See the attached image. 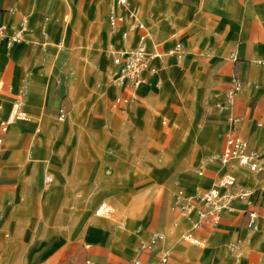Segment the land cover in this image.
Instances as JSON below:
<instances>
[{"label":"crops","instance_id":"0c3cea01","mask_svg":"<svg viewBox=\"0 0 264 264\" xmlns=\"http://www.w3.org/2000/svg\"><path fill=\"white\" fill-rule=\"evenodd\" d=\"M128 4L134 15L115 0H0V119L16 100L23 112L0 147V264H264V170L218 159L228 135L264 154V0ZM140 41L153 70L117 83L113 55ZM226 172L253 203L233 199L193 241L173 192ZM103 200L145 212L147 229L94 214Z\"/></svg>","mask_w":264,"mask_h":264},{"label":"built area","instance_id":"2783aa9c","mask_svg":"<svg viewBox=\"0 0 264 264\" xmlns=\"http://www.w3.org/2000/svg\"><path fill=\"white\" fill-rule=\"evenodd\" d=\"M118 5L126 8L127 11L134 15V9L130 8L129 0H115ZM122 16L117 14L114 9H111L108 14L110 26H115ZM138 26L142 23L138 22ZM6 32V24H0V37ZM127 31L124 30L122 35H126ZM15 38V37H14ZM180 44H176V49L179 52ZM152 54L148 52L140 41L136 46L127 50L116 52L112 61L117 65L116 80L117 83L128 81L132 87H137L141 82L145 81L146 74L153 70L151 66ZM264 63V59L261 60ZM242 87L240 80L235 79L232 85L226 90V96L229 101L232 100L236 92ZM23 116L20 109V100L13 103L12 109L6 117L0 119V147L3 144V135L11 120ZM59 118H62V111ZM222 163L228 164L234 162L235 164L244 167L250 171L264 170V154L256 149L249 148L248 141L238 135H228L222 151L218 158ZM201 173V171L199 172ZM235 183V176L226 172L221 175L213 184L208 188L199 190L188 194L183 188L178 187L174 190L171 201V208L175 209L179 215L190 216L194 215L191 228L186 232V236L193 241H198L192 234V230L197 228L201 223L215 224L219 221L221 214L226 209L232 208V201L235 198L244 200L246 204L252 205L251 191L245 188H238L231 190ZM248 213V226H254L257 218V211L250 208ZM163 237L161 232H154L147 242L141 243V248H153L156 246L159 239ZM168 250L165 249L160 255V261H166ZM91 263L88 261V264ZM127 264H140L139 258L131 259Z\"/></svg>","mask_w":264,"mask_h":264},{"label":"rangeland","instance_id":"374dc122","mask_svg":"<svg viewBox=\"0 0 264 264\" xmlns=\"http://www.w3.org/2000/svg\"><path fill=\"white\" fill-rule=\"evenodd\" d=\"M171 188H172V185H171ZM145 201L147 202L148 199L142 200V203L144 204ZM101 202H104V200ZM101 202L98 204V206L101 204ZM98 206H96V208L94 210V214H96L95 212H96ZM142 208H145V207L142 206ZM107 209L105 210L103 215H99V216H103V217H106L108 219H114L116 221H120V224L123 223L128 217H132V221H134L133 227L138 225V224H142L144 229H147V227H148V225H147V223H148L147 222V214L145 212H139L137 214L136 213L133 214L131 212L125 213V212H122V207L116 208V206L111 204V203H109V204L107 203ZM125 225H126V223H125Z\"/></svg>","mask_w":264,"mask_h":264},{"label":"bare ground","instance_id":"6f19581e","mask_svg":"<svg viewBox=\"0 0 264 264\" xmlns=\"http://www.w3.org/2000/svg\"><path fill=\"white\" fill-rule=\"evenodd\" d=\"M110 207V206H109ZM107 209V203H105V202H102L99 206H98V208H97V210H96V214L97 215H103L104 214V212H105V210ZM108 210V209H107ZM110 213V212H109ZM108 213V214H109Z\"/></svg>","mask_w":264,"mask_h":264}]
</instances>
